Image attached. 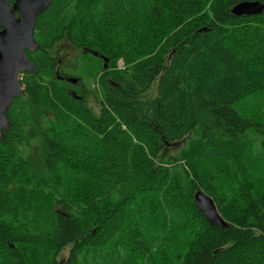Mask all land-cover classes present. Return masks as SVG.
<instances>
[{
  "label": "trees",
  "instance_id": "16d2710c",
  "mask_svg": "<svg viewBox=\"0 0 264 264\" xmlns=\"http://www.w3.org/2000/svg\"><path fill=\"white\" fill-rule=\"evenodd\" d=\"M248 1L264 3L56 4L50 43L110 64L95 70L99 111L25 75L0 138V264H264V183L251 177L264 170L246 152L251 140L264 157V11L233 14Z\"/></svg>",
  "mask_w": 264,
  "mask_h": 264
},
{
  "label": "water",
  "instance_id": "95a60500",
  "mask_svg": "<svg viewBox=\"0 0 264 264\" xmlns=\"http://www.w3.org/2000/svg\"><path fill=\"white\" fill-rule=\"evenodd\" d=\"M54 0H0V138L9 131L11 122L6 117L16 98L22 95L20 76L25 72H37L27 51L33 53L39 48L35 40L38 18L46 12ZM264 11L262 2H242L233 9V14L241 16L260 15ZM96 54V53H95ZM195 201L207 221L215 226L226 227L218 213L214 201L202 191Z\"/></svg>",
  "mask_w": 264,
  "mask_h": 264
},
{
  "label": "flooded vegetation",
  "instance_id": "af4514ba",
  "mask_svg": "<svg viewBox=\"0 0 264 264\" xmlns=\"http://www.w3.org/2000/svg\"><path fill=\"white\" fill-rule=\"evenodd\" d=\"M62 41H67L71 44L69 45V50L64 51L62 49ZM60 42V45H53L49 41L44 47L39 46L35 52L27 54L30 61L38 69V71L34 72V74L42 76L45 81L48 80L52 82V84L59 90H61L62 85V88L66 90L67 95H69L76 103L79 102L82 105L86 106L87 104L89 106L88 100L93 97L95 98V90L92 87V81L95 78V73H93L94 71L88 66L89 69L85 72L87 74V80V78L79 71L78 61L84 59V55H92L99 58L102 61L104 68L107 69L110 64V59L103 54L90 50L86 47L79 48L66 37L62 38ZM41 59L43 66L39 67L38 62ZM27 73L30 72L23 73V76L25 77ZM98 79H100V84L102 79L101 75Z\"/></svg>",
  "mask_w": 264,
  "mask_h": 264
},
{
  "label": "rangeland",
  "instance_id": "374dc122",
  "mask_svg": "<svg viewBox=\"0 0 264 264\" xmlns=\"http://www.w3.org/2000/svg\"><path fill=\"white\" fill-rule=\"evenodd\" d=\"M132 2H134V3H136V0H131ZM56 4H62V6H61V11L63 10V5H64V3H63V0H56L55 2H53V4L49 7V10H47L46 12H44L39 18H38V20H37V26H36V30H35V38H37L36 40L37 41H40V40H42V37H45L46 35H49V38L47 39V42H49L51 39H52V37H53V33L54 32H57L58 31V29L61 27V25L60 26H57L56 24H55V26H53L50 22H48L49 21V17H51V14L53 13V14H55V12H56V10L57 11H59V8L58 9H56ZM136 7L138 8V9H140V10H145V9H147L148 7H149V3H148V0H137V3H136ZM46 23H47V25H46ZM45 26H47V30L45 29ZM42 31H45V32H43L42 33ZM56 45H60L61 44V42L60 41H58V42H56L55 43ZM69 45H71L69 42H67V41H62V44H61V47H62V49L64 50V51H67V50H69L70 49V47H69ZM72 47V46H71ZM68 60V59H67ZM120 63H123V64H125V62H124V59L123 58H120L118 61H117V63H116V65H118L119 66V64ZM101 64H102V61L99 59V58H97V57H93V56H90V57H88V58H86L85 60L84 59H82V60H79L78 61V66H79V71L81 72V74L82 75H84L86 78H87V74L85 73L88 69H89V67L94 71L93 73H95V70H97L100 66H101ZM89 66V67H88ZM123 69V68H122ZM99 77V76H98ZM98 77H97V79H93V81H92V87H93V89L94 90H99V86H98V84H99V81H100V79H98ZM23 80H24V76H23V74L20 76V82H21V84H22V82H23ZM87 80H88V78H87ZM22 87H23V90H24V86L22 85ZM154 89L150 92V95H152V96H155V94H156V84L154 85V87H153ZM149 95V96H150ZM72 102V101H71ZM88 104H89V106L90 107H92V108H94L95 109V111H99V106H98V104L96 103V100H95V98L93 97V98H90L89 100H88ZM50 117H51V115H49ZM261 151V149H260V145H257L256 143H254V142H252L251 140H249V144H247V149H246V152L248 153V154H251V155H253V157L255 158V160H256V162L259 164V167H260V169L261 170H264V157H262L260 154H259V152ZM257 173H263V171H257ZM243 175H242V172H240V178L242 177ZM251 177L254 179V180H256L257 182L256 183H261V184H263L264 182L263 181H261V179L259 178V176L258 175H251ZM221 190H226V188H220V191ZM203 192V191H202ZM204 193V192H203ZM208 195V194H207ZM213 201H214V203H215V205H216V208H217V211H218V213L219 214H221L220 212H219V208L217 207V204H216V201H215V199L211 196V195H208ZM69 250H65L62 254H61V256H60V261H63L64 263L66 262V260L68 259V255H69Z\"/></svg>",
  "mask_w": 264,
  "mask_h": 264
},
{
  "label": "built area",
  "instance_id": "2783aa9c",
  "mask_svg": "<svg viewBox=\"0 0 264 264\" xmlns=\"http://www.w3.org/2000/svg\"><path fill=\"white\" fill-rule=\"evenodd\" d=\"M124 67H125V64H123V63H120L119 66H118L119 69H122Z\"/></svg>",
  "mask_w": 264,
  "mask_h": 264
},
{
  "label": "bare ground",
  "instance_id": "6f19581e",
  "mask_svg": "<svg viewBox=\"0 0 264 264\" xmlns=\"http://www.w3.org/2000/svg\"><path fill=\"white\" fill-rule=\"evenodd\" d=\"M77 15V14H76ZM80 18V17H79ZM95 30H96V28H95ZM90 31V30H89ZM78 41V40H77ZM85 41V40H84ZM90 47V46H89ZM83 58V57H82ZM40 62V61H39ZM57 85V84H56Z\"/></svg>",
  "mask_w": 264,
  "mask_h": 264
}]
</instances>
